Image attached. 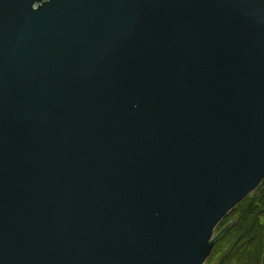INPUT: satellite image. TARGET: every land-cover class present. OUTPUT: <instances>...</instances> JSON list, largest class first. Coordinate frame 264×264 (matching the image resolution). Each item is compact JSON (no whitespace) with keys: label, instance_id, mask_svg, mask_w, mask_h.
I'll list each match as a JSON object with an SVG mask.
<instances>
[{"label":"water","instance_id":"1","mask_svg":"<svg viewBox=\"0 0 264 264\" xmlns=\"http://www.w3.org/2000/svg\"><path fill=\"white\" fill-rule=\"evenodd\" d=\"M264 185V0H0V264H203Z\"/></svg>","mask_w":264,"mask_h":264},{"label":"trees","instance_id":"2","mask_svg":"<svg viewBox=\"0 0 264 264\" xmlns=\"http://www.w3.org/2000/svg\"><path fill=\"white\" fill-rule=\"evenodd\" d=\"M258 190L256 196L243 199L235 223L227 233L224 231L219 236L218 240L229 237L231 241L217 264H233V258L248 261L249 264L260 261L264 264V221L260 217L264 208V185Z\"/></svg>","mask_w":264,"mask_h":264},{"label":"rangeland","instance_id":"3","mask_svg":"<svg viewBox=\"0 0 264 264\" xmlns=\"http://www.w3.org/2000/svg\"><path fill=\"white\" fill-rule=\"evenodd\" d=\"M259 190H256V192L254 194H252L253 196H256V194L258 193ZM253 192V191H252ZM250 192L247 196H252ZM245 198V197H244ZM243 198V199H244ZM255 199H257V197H254ZM243 199L236 205L234 206L222 219L221 221L216 225V227L214 228L213 231V235L212 238L220 231V229L222 227H224L226 224L230 223L231 221L234 220L235 223V219L237 217V215L240 212L241 209V205L243 203ZM260 217L261 219L264 221V208L261 210L260 213ZM233 223V224H234ZM233 224L231 226H233ZM231 226L225 230V233L228 232V230L231 228ZM229 241H231V238L227 237V238H223L221 240H217L213 247L211 252L209 253V255L207 256V258L204 260L203 264H217L220 260L221 255L223 254L224 250L227 249L228 243ZM234 263L233 264H247L245 261L241 260L239 261L237 258H233ZM245 260V259H244ZM249 264V263H248ZM256 264H261V261Z\"/></svg>","mask_w":264,"mask_h":264}]
</instances>
